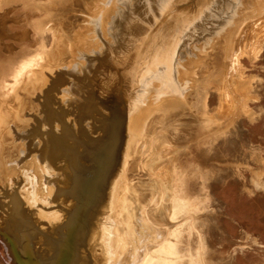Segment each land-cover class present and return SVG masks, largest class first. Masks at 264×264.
I'll return each mask as SVG.
<instances>
[{
  "label": "rangeland",
  "instance_id": "obj_1",
  "mask_svg": "<svg viewBox=\"0 0 264 264\" xmlns=\"http://www.w3.org/2000/svg\"><path fill=\"white\" fill-rule=\"evenodd\" d=\"M38 263L264 264V0H0V264Z\"/></svg>",
  "mask_w": 264,
  "mask_h": 264
},
{
  "label": "water",
  "instance_id": "obj_2",
  "mask_svg": "<svg viewBox=\"0 0 264 264\" xmlns=\"http://www.w3.org/2000/svg\"><path fill=\"white\" fill-rule=\"evenodd\" d=\"M127 107L125 105L124 113L119 118L116 116L112 119L110 125V137L107 139L109 140L108 145L102 149L98 153V163L96 169V175L89 179V182L92 181L94 186L90 189L88 186V194H84V201L86 199H93L96 195L100 192H103L101 188L106 185L107 181L109 180V176L111 175L113 168L116 165L117 157L119 155V150L122 144V129L123 124H125L127 119ZM96 193V194H95ZM83 203V202H82ZM89 204V203H88ZM3 234V233H2ZM4 235V234H3ZM71 244V243H70ZM18 253V252H17ZM39 264V263H38ZM41 264V263H40Z\"/></svg>",
  "mask_w": 264,
  "mask_h": 264
}]
</instances>
